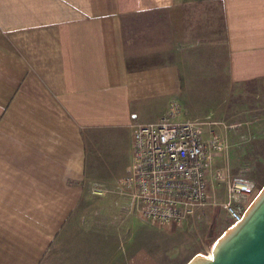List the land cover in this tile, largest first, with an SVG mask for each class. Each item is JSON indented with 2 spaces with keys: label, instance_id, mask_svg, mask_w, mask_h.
Wrapping results in <instances>:
<instances>
[{
  "label": "crops",
  "instance_id": "crops-1",
  "mask_svg": "<svg viewBox=\"0 0 264 264\" xmlns=\"http://www.w3.org/2000/svg\"><path fill=\"white\" fill-rule=\"evenodd\" d=\"M205 5L216 7L220 38L190 33L199 27L183 10ZM158 12L163 19L140 22ZM179 44L213 47L211 62L222 49L225 81L215 64L161 60ZM196 53L204 61V50ZM197 87L223 94L220 122H241L235 118L254 109L227 100L246 88L264 94V0H0V264H39L81 218L78 192L130 172V165L119 175L104 172L99 147L107 138L124 136L131 154L138 124L192 118L209 126L183 115V99ZM225 136L234 143L230 131ZM210 162L223 181L235 172L230 156ZM105 221L96 227L100 238L109 236ZM82 249L77 262L89 264L92 250Z\"/></svg>",
  "mask_w": 264,
  "mask_h": 264
},
{
  "label": "rangeland",
  "instance_id": "rangeland-1",
  "mask_svg": "<svg viewBox=\"0 0 264 264\" xmlns=\"http://www.w3.org/2000/svg\"><path fill=\"white\" fill-rule=\"evenodd\" d=\"M205 6L195 10L194 8L186 9L188 11L183 10L182 15L185 20L192 19L195 23L190 26L199 27L190 33L220 38L222 32L218 16L212 15L213 12L216 13V7ZM154 17L163 19L164 14L158 12L154 15L147 13L139 16L141 23L153 22ZM131 22L135 20L131 19L128 22L129 25H132ZM131 28H137V26L134 25ZM126 39L131 41L135 39V35L130 31ZM201 50H204V56H202L205 57L204 61L199 57L202 53H196ZM212 50L213 47L197 49L179 44L169 49L167 54L165 49L161 60H173L185 65L187 63L190 67L200 64L213 67L215 64L216 68H220L218 77L221 81H225L223 50L221 49L219 57L214 55V61L211 62ZM216 60H219L218 63ZM262 90L264 93V89ZM223 97L221 94L220 99L218 93L197 87L184 97L183 115L205 117L206 121H209V126H202V132L206 138L213 136L215 148L212 150H218V155H210V164L222 165L225 158L230 156L236 166L233 174L241 173L256 181V187L250 194L251 199L264 181V94L258 95L251 92L250 88H246L230 96L227 102H232L233 99V102L240 107L254 108L252 111L248 109L244 111L242 113L244 116L235 118L242 120L238 123H235L237 121L230 123L219 121L226 120L221 113L225 105L222 101ZM227 131L231 132L233 144L238 146L241 153L236 155L233 152L234 145L228 142L225 136ZM107 139V142L99 147L100 162H103L102 169L108 174L119 175L131 163L128 143L124 136H120L112 143L111 139L109 141ZM212 169H219V167ZM127 173L124 172L116 178H98L89 183L87 188L78 192V198H82V203L78 206V209L82 211L81 218L77 223L71 224L70 228L66 227V231H62L60 237L52 241L39 264H81L77 261L83 259L82 254H74V252H79V249L85 250L82 249L85 244L91 248L93 254L87 257L89 264H183L188 260L189 255L208 254L214 240L223 232V227L227 228L232 224L222 207L225 196L223 176L220 177L218 184L210 181L209 197L206 203L185 216L181 223L155 226L143 220L136 205L131 202L125 186ZM246 202H249V198ZM84 211L92 214L91 221L85 219ZM108 218L111 220L108 224L109 236L100 238V232L96 227L99 228L102 224L106 226L105 220ZM90 224L95 227L94 238L87 240L86 236H90V230H88Z\"/></svg>",
  "mask_w": 264,
  "mask_h": 264
},
{
  "label": "built area",
  "instance_id": "built-area-1",
  "mask_svg": "<svg viewBox=\"0 0 264 264\" xmlns=\"http://www.w3.org/2000/svg\"><path fill=\"white\" fill-rule=\"evenodd\" d=\"M202 124L192 118L162 119L132 129L131 164L125 186L139 215L149 224L181 223L206 203L209 176L213 182L221 180L219 169H209L215 142L213 136H203ZM255 187L256 181L241 173L224 180L222 207L232 222L240 217Z\"/></svg>",
  "mask_w": 264,
  "mask_h": 264
},
{
  "label": "water",
  "instance_id": "water-1",
  "mask_svg": "<svg viewBox=\"0 0 264 264\" xmlns=\"http://www.w3.org/2000/svg\"><path fill=\"white\" fill-rule=\"evenodd\" d=\"M183 264H264V181L240 217L223 227L210 252L189 255Z\"/></svg>",
  "mask_w": 264,
  "mask_h": 264
}]
</instances>
